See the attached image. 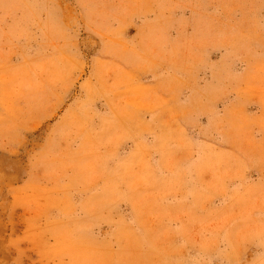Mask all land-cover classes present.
Returning <instances> with one entry per match:
<instances>
[{
	"label": "rangeland",
	"instance_id": "1",
	"mask_svg": "<svg viewBox=\"0 0 264 264\" xmlns=\"http://www.w3.org/2000/svg\"><path fill=\"white\" fill-rule=\"evenodd\" d=\"M0 264H264V0H0Z\"/></svg>",
	"mask_w": 264,
	"mask_h": 264
}]
</instances>
